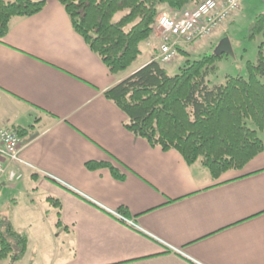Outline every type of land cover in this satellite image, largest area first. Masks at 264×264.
Returning a JSON list of instances; mask_svg holds the SVG:
<instances>
[{
    "label": "crops",
    "instance_id": "0c3cea01",
    "mask_svg": "<svg viewBox=\"0 0 264 264\" xmlns=\"http://www.w3.org/2000/svg\"><path fill=\"white\" fill-rule=\"evenodd\" d=\"M35 1L45 9L13 19L0 41V128L25 130L21 157L33 166L11 182L3 161L0 206L14 205L30 228L62 232L61 241L42 242L50 264H264V153L215 180L134 136L105 92L153 61L159 42H145L141 66L129 70L138 59L113 74L58 0ZM88 162L111 164L125 178ZM110 211H125L138 229Z\"/></svg>",
    "mask_w": 264,
    "mask_h": 264
},
{
    "label": "trees",
    "instance_id": "16d2710c",
    "mask_svg": "<svg viewBox=\"0 0 264 264\" xmlns=\"http://www.w3.org/2000/svg\"><path fill=\"white\" fill-rule=\"evenodd\" d=\"M58 1L75 32L116 74L140 58L141 45L152 38L161 14H181L202 0ZM46 4L0 0V41L9 33L13 19L36 15ZM119 14L122 17L115 22ZM249 33L262 41L256 62L247 63V78L227 76L223 84H214L211 77L217 74V63L223 58L215 54L188 59L176 75L154 60L107 90L105 97L127 116L125 128L151 147L176 151L189 166L200 163L215 180L242 170L264 153L260 136L264 134V12L255 17ZM182 54L190 56L179 48ZM23 131L18 130V135ZM87 168H108L117 180L125 178L111 164L88 162ZM27 245L28 237L0 217V261L11 259L15 264L25 257Z\"/></svg>",
    "mask_w": 264,
    "mask_h": 264
},
{
    "label": "rangeland",
    "instance_id": "374dc122",
    "mask_svg": "<svg viewBox=\"0 0 264 264\" xmlns=\"http://www.w3.org/2000/svg\"><path fill=\"white\" fill-rule=\"evenodd\" d=\"M239 11L240 17L233 25L228 27V32L225 34L222 33L221 35L222 38H229L233 55H224V57L218 61L217 74L211 77L212 82L217 85L223 84L227 76H242L247 78V63H255L257 60L258 48L262 38L260 36L251 38L249 29L255 17L264 12V0H242ZM121 17L122 14L117 15L114 21L117 22ZM209 44L210 42L207 40L193 45H184V49L190 53V56L182 54L170 64H166L169 73L171 75L178 74L188 59L194 61L199 60L205 54H214L216 47L213 48ZM144 48L146 49L145 43L141 45V49L145 50ZM142 63L143 59H139V61H137V63L129 70L131 71L136 67L141 66ZM251 127L254 128L253 125H251ZM260 136L264 139V134H260ZM197 165L201 166L200 163H197ZM203 170L208 172L204 168ZM1 216H3L2 219L7 222H9L8 219H11L12 222H14L15 227L16 225L19 226L20 233L30 236V244L28 238V245H30V247L27 245L25 257L18 260L15 264H50V257L53 251L51 248H46L44 251L42 242H45L46 240L49 243L52 240L61 241L63 237L61 231L57 232L55 229H47L43 227L37 228L36 226L31 228L28 227L21 221V219H19L18 209L14 205L9 206L8 204H2L0 206V217ZM23 226L25 228H22ZM16 228L18 229V227ZM1 264H11V259L5 260V262H2Z\"/></svg>",
    "mask_w": 264,
    "mask_h": 264
},
{
    "label": "built area",
    "instance_id": "2783aa9c",
    "mask_svg": "<svg viewBox=\"0 0 264 264\" xmlns=\"http://www.w3.org/2000/svg\"><path fill=\"white\" fill-rule=\"evenodd\" d=\"M241 0H203L194 8L179 14L164 13L157 19L154 38L158 39L159 52L156 59L162 64H170L178 56V49L205 40L214 32L223 28L229 18L240 8ZM4 160L13 167L9 172L11 182L21 181L24 177L23 168H32L21 157V140L16 132L0 128V189L7 168ZM127 226L138 229L134 220L120 213L111 212ZM177 253H182L172 248Z\"/></svg>",
    "mask_w": 264,
    "mask_h": 264
},
{
    "label": "water",
    "instance_id": "95a60500",
    "mask_svg": "<svg viewBox=\"0 0 264 264\" xmlns=\"http://www.w3.org/2000/svg\"><path fill=\"white\" fill-rule=\"evenodd\" d=\"M215 55L224 56V55H233V51L231 48V43L229 38H223L220 43L215 48Z\"/></svg>",
    "mask_w": 264,
    "mask_h": 264
}]
</instances>
